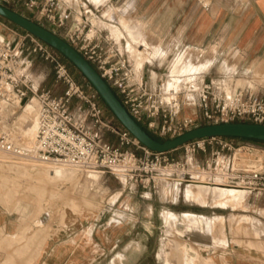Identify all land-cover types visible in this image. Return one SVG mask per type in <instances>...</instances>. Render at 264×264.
Here are the masks:
<instances>
[{"label":"built area","instance_id":"1","mask_svg":"<svg viewBox=\"0 0 264 264\" xmlns=\"http://www.w3.org/2000/svg\"><path fill=\"white\" fill-rule=\"evenodd\" d=\"M23 4L58 29L61 36L88 60L115 90L130 114L160 139H174L206 124L240 122L264 125V91L255 86H235L224 78L202 80L197 88L167 90L152 87L144 73L112 34L99 27L85 2L80 3L77 26L68 29L73 10L65 0H0ZM95 22V23H94ZM101 26V25H100ZM39 53L50 61L56 81L65 86L60 95L39 90L27 78L31 60ZM194 93L196 115L183 114L185 97ZM98 94H89L68 66L36 36L26 33L12 43L0 33V154L13 160L39 162L80 171L107 172L122 177L134 188H156L165 181L206 183L216 187H241L264 198V148L249 139L208 137L196 139L168 152L144 147L126 129L103 116ZM39 104L37 133L31 145L17 135V113L30 100ZM77 101V104H74ZM108 132L119 138L114 145ZM242 142H236V140ZM248 140V141H244ZM134 146L143 151L138 154ZM215 147V148H212ZM183 150V157L173 152ZM203 153L198 157V153Z\"/></svg>","mask_w":264,"mask_h":264},{"label":"rangeland","instance_id":"2","mask_svg":"<svg viewBox=\"0 0 264 264\" xmlns=\"http://www.w3.org/2000/svg\"><path fill=\"white\" fill-rule=\"evenodd\" d=\"M168 1L171 5L170 7L168 6ZM185 1L186 0H140L141 3L145 4V10L142 12L146 18V26H144L143 29L137 26L129 27L128 33L130 42L133 43L137 50L142 51L143 59L141 61L154 56V53L158 51V49L153 48L151 42L148 41V39L150 38L149 40H151V37L154 35V23L160 22L162 36H169L170 29L172 30L171 36L173 37L176 36L180 37V39H184L190 36L189 33L183 32L185 31V26L191 24V7L185 6ZM193 1L196 3L195 8L198 14L196 19H200V13L203 14L202 18L208 23L210 32L215 34L218 30V33H225L226 39H228L231 38L232 35L241 32L243 28V18L247 15V9L257 0ZM259 3L264 7V0H259ZM1 4L24 14L54 31L59 36H63L66 31L65 29H58L51 25L40 15L32 14L31 11L21 3L10 1L6 3L1 2ZM165 4L167 6L164 7ZM216 21L222 22L223 25H221V27H216L212 24L216 23ZM67 25L68 29H72L69 27V22ZM99 27L104 28L100 25ZM14 32L19 35L15 42L27 33V31L0 16V33L5 35L8 40L13 39ZM114 32L118 36L122 35L119 29H116ZM246 32H250V28H248ZM139 42H142V46L137 44ZM229 44L231 43L228 41L224 43L225 49L230 46ZM50 48L54 53L58 54L68 66L76 81L89 94L96 92L81 73L76 70L72 71V68L64 60L61 53L52 47ZM204 52L206 53L204 50L195 51L191 48H185L179 51L177 57L170 59L171 61L169 60V62H166L165 54V59H160V64H164L161 71L167 75L165 89H175L184 92L189 90V88L179 90L183 76L192 78L197 76L196 74L203 72L208 65L210 66L212 62L215 61L216 56L220 53V46L217 47L214 43L212 47H209L210 55L214 56L213 61L212 59H208L202 63H194V59H199L200 54L202 55ZM28 55L29 53L25 51L24 56ZM128 56L136 63L135 58H132L130 54H128ZM29 58L33 63L31 72L36 77H46V83L52 85V78L55 76L53 64L37 52L30 54ZM154 59L156 58L153 57L152 60L154 61ZM152 60L148 59L147 61ZM138 66L140 68L142 67V65ZM199 66L200 71L198 70ZM168 81H172V85L168 86ZM194 84L197 88L200 83L194 82ZM98 101L104 105V109H106V114H103V116L114 125L124 129L100 96ZM23 111V109L19 110L16 116V125L19 126L17 135H22L20 138L26 141V144H29L34 138V128L32 129L31 127V121L26 120L25 122L20 117ZM183 114L191 115L184 110ZM27 131L28 136L25 135ZM31 134L33 136H31ZM107 138L114 145L120 144L118 136L114 133L108 132ZM236 142H242V140L237 139ZM250 142L264 148L263 143L255 141ZM128 148L131 150H134L133 148L141 150L134 146ZM212 148L215 147L212 146ZM138 154H143V151L141 150V153ZM173 154L176 158H181L183 157V150H177L173 152ZM0 155V197H9L15 200L14 205L18 213L17 225L27 226L28 231L33 233V242L39 243V246L47 237L46 234L41 235L40 231H46L48 228L53 231V228L62 226L67 232L68 230L72 231L74 227L73 230L77 232L75 234L76 249H78L77 253H79L82 261L84 259L87 260L88 257L91 256V258L96 259L95 264H110L112 258L118 257L126 259L130 256V252L134 251L136 254L143 255L140 264H216V258L212 255L213 251L211 248H208V246L211 247L212 242H219V240H217V235L219 231H222L225 223L223 221V216L213 217L214 214L236 213L242 218L243 215L248 213V210L253 211L257 209L258 213L263 215L261 221L264 225V199L262 205H258L257 208L251 206L254 202V197H262L256 193L250 194L248 191H243L246 197L240 203H237L238 205L226 204L224 201L214 202L209 200L199 192L195 193L194 196L192 195L191 197L193 198H189L186 193L188 182L182 183L179 180H173L165 181L163 184L161 183L157 186L161 190L164 188L162 197L155 192L157 187L143 188L153 189L151 191L152 196L146 193V197H135L131 205L127 208L126 203L122 202L123 198L117 200V197L123 189L135 190L138 188L127 185L122 177L107 172L80 170H77L72 177L55 176L54 178L53 173L51 175L52 177L50 176L48 178L45 176L46 172L44 171L41 174L43 177L40 175L35 176L37 175L36 170L41 169L39 166L36 167L37 169H35V172L33 170V167H35L33 163L17 161L11 159L7 155ZM202 156L203 153H198V157ZM47 167L49 169L54 168L49 165H46V168ZM21 169L24 171L28 170L27 175L26 173H20L19 170ZM34 172L35 175H33ZM91 174H95L96 177H93ZM209 187L212 189L214 188L213 186ZM175 193L178 195L176 196ZM248 197H252L250 202L248 201ZM160 199H162L163 202H160ZM150 206H152L153 210L151 214L149 211ZM125 208L128 210H138L143 218L140 219L139 222H137L135 218H128L125 213H122ZM166 212H173L177 216L173 217V215L166 214ZM184 214H191V217L184 216ZM199 215H203L204 217H198ZM202 218L207 219L211 224L208 223V226H202ZM195 219H197V221H195ZM245 219L247 222L244 223V225H247L251 232L255 235L264 237V232L262 231L264 226L259 221L256 222V220ZM255 223L259 224L261 227L259 229L255 228ZM207 231H210L211 234L207 235ZM49 236H51V233H49ZM207 236H209L210 239L212 237L214 239L211 241L207 239ZM24 240V238L17 236L12 238L11 241L20 242ZM1 241L4 240L1 239ZM28 241H30V238ZM135 241H140L142 243L140 249L136 247ZM41 252V249H37L34 258H40ZM2 253L6 255L16 253L17 264H24V250H4ZM81 264L84 263L82 262Z\"/></svg>","mask_w":264,"mask_h":264},{"label":"crops","instance_id":"3","mask_svg":"<svg viewBox=\"0 0 264 264\" xmlns=\"http://www.w3.org/2000/svg\"><path fill=\"white\" fill-rule=\"evenodd\" d=\"M67 1L73 10L72 19L69 21V27L74 28L77 23L75 19H80L79 12L81 11L80 3L85 2L88 4L92 11L98 10L94 14V18L98 24L103 26L106 31H109L123 50L130 54L132 58H136L133 55V50L129 48L130 45L133 46L135 50L136 47L130 42V37L128 33V28L137 26L143 29L146 26V18L142 11L145 10V4L141 3L140 0H65ZM185 6L191 7V24L185 26V33H189V37L180 39V37L171 36L172 30H169V36H162L161 25L159 23L153 24V33L151 37V42L153 48H157L158 51L154 53V56L146 58V60L136 61L137 64L144 66V73L148 83L152 87H157L160 84L165 85L166 73L162 70L164 64H160V59H165L169 62L170 59L176 58L179 51L185 48H191L195 51H206L202 55L200 54L199 59H194V63H202L208 59H212L213 55L209 53V47L213 46L215 43L217 47L220 46V53L215 58L212 64L207 66L203 72L196 74L197 76L192 78H187L183 76V80L180 83V89L184 90L186 88L192 89L196 88L194 82L200 83L202 80L205 81H215L220 78H224L231 81L235 86H255L259 91H264V7L260 5L259 0L252 3L248 7L247 15L243 18V28L240 33L232 35L231 38L226 39L225 33L214 34L210 32L208 28V23L203 20V14L200 13V19H196L197 9L196 3L193 0H186ZM167 6L166 4L164 7ZM168 6L170 3L168 1ZM159 9V8H158ZM149 24V23H148ZM147 24V26H148ZM216 27H221L222 22L216 21L212 23ZM190 28V29H188ZM250 28V32H246ZM119 29L121 31V36H118L114 31ZM19 36L16 32L13 34V39H8V41L14 43ZM229 37V36H228ZM228 41L230 46L225 49L224 43ZM142 46V42L137 43ZM136 44V45H137ZM229 49V50H228ZM142 58V51L137 50ZM135 51V52H136ZM155 57L154 61L152 58ZM143 59V58H142ZM148 59L152 61H147ZM171 61V60H170ZM33 63L31 61V67L28 69L27 78L39 88V90H50L56 95H60L64 92L65 86L58 83L55 76L52 78V85L47 84L46 77H36L32 72ZM201 66V65H200ZM200 66L198 70L200 71ZM172 72V66H171ZM172 81H168V86L172 85ZM196 96L191 93L185 97L184 111L191 115L198 114V110L194 106ZM77 104V101H74ZM103 110V114L106 112L104 105L100 103ZM24 110V108H23ZM136 150L141 153V150ZM150 190V191H149ZM153 189H143L138 188L135 190L123 189L117 200L120 198L122 202L126 203L128 208L135 197H146V193L152 196ZM157 187L155 192L162 197V191ZM175 191V190H174ZM126 192V193H124ZM164 193V192H163ZM177 196V194L175 193ZM149 197V196H148ZM9 198V197H8ZM7 197H0V264H17L16 253H10L6 255L2 253L4 250H17L21 249L25 251L24 264H95L96 259L88 257L83 261L80 258L78 249H76V237L74 227L72 231H65V228L60 226L57 228L47 229L40 231V234H46L47 237L43 242L39 243L33 242V233L28 231L27 226H18L17 218L18 213L15 209L14 199H8ZM252 197H248L250 202ZM262 197H254L252 207L257 208L258 205L263 203ZM12 200V201H11ZM160 202H163L160 199ZM12 203V204H11ZM150 214L153 212L152 206L149 208ZM248 213L241 216L236 213H216L213 217L223 216L225 226L222 231L218 232L217 243H211L212 255L216 258V264H264V237L255 235L247 225H244L247 221L245 218L259 221L262 225L261 218L263 215L258 213L257 209L247 211ZM128 218H135L137 222L143 218L139 214L138 210L126 209L122 211ZM166 214H171L177 216L173 212H166ZM186 215V214H184ZM20 216V215H19ZM198 217H204L199 215ZM241 222V223H240ZM230 223V224H229ZM228 224V225H227ZM264 226V225H263ZM223 232V233H222ZM51 233V236H49ZM207 235L211 234L210 231L206 232ZM203 234V233H202ZM31 235V236H30ZM20 236L24 238V241L12 242V238ZM30 238V241L28 239ZM3 239L4 241H1ZM207 239H210L207 236ZM213 237L210 239L212 241ZM214 241V240H213ZM136 247L139 249L142 244L139 241H135ZM210 244V243H208ZM137 248V249H138ZM41 249L40 258H34L36 255L35 251ZM91 255V254H90ZM142 256L134 251L130 252V256L125 258L114 257L111 259L112 264H140L142 261ZM211 258V257H210ZM119 260V261H117ZM110 263V264H111Z\"/></svg>","mask_w":264,"mask_h":264},{"label":"water","instance_id":"4","mask_svg":"<svg viewBox=\"0 0 264 264\" xmlns=\"http://www.w3.org/2000/svg\"><path fill=\"white\" fill-rule=\"evenodd\" d=\"M0 16L36 36L69 60L98 93L123 128L144 147L152 151L168 152L176 150L190 141L208 137H234L264 141V125L240 122L206 124L193 128L174 139L160 140L130 114L115 90L93 65L61 36L1 3Z\"/></svg>","mask_w":264,"mask_h":264},{"label":"bare ground","instance_id":"5","mask_svg":"<svg viewBox=\"0 0 264 264\" xmlns=\"http://www.w3.org/2000/svg\"><path fill=\"white\" fill-rule=\"evenodd\" d=\"M131 49V51L133 50V55L136 57V61H139L142 60L141 56L139 55V53L136 51V49L134 50L133 49V46L130 45L129 47ZM136 51V52H135ZM137 66L139 64H136ZM138 68H140L138 66ZM142 68V67H141ZM140 68V69H141ZM24 111L22 112V114L20 115V117L26 122V120L28 121H31V127L32 129L34 128V138L36 136V133H37V122H36V116H37V113H38V109H39V104L37 102L36 99H32L30 100V102L27 104V105H24ZM34 116H35V119H34ZM19 127V126H18ZM25 135L28 136V131L25 132ZM31 134V136H33ZM34 138L32 140H34ZM33 141H31V143L27 144V145H31ZM1 156V155H0ZM5 157V156H4ZM9 157V156H8ZM4 159V158H3ZM4 161V160H3ZM22 162H25V161H22ZM21 163V162H20ZM29 163H33V165H35V167H33L34 171L35 169H37L36 167L39 166L41 169L39 170H36V174L35 175V172L33 175L35 176H42L41 174L44 172H46V175L48 178L54 173V178L55 176H61V177H72L73 175H75L76 171L78 169H75V168H71V167H54V168H51L49 169L48 167L46 168V165L48 164H44V163H39V162H29ZM28 163V164H29ZM41 165V166H40ZM51 166V165H49ZM53 167V166H52ZM32 168V167H31ZM30 168V169H31ZM17 169V168H16ZM20 173H28V170H19ZM31 174V173H30ZM25 175V174H24ZM49 175V176H48ZM93 177H96L95 174H91ZM31 176V175H30ZM43 177V176H42ZM52 177V176H51ZM180 183V182H178ZM163 184V183H162ZM187 190H186V193L188 194V197L189 198H193L191 197L192 195L194 196L195 193L199 192L201 194H203L205 197H207V199L209 200H212V201H224L226 204H237V203H240L243 199H245L246 197V194L243 192V191H247L241 187H216V186H213L214 188H210L209 184H206V183H197V182H192V181H188L187 183ZM209 185V186H208ZM206 186V187H205ZM179 189V188H178ZM178 195V194H177ZM238 205V204H237ZM184 216H188V217H191V214H188V215H184ZM174 217V215H173ZM193 220V219H192ZM194 221V220H193ZM195 221H197V219H195ZM257 222V221H256ZM208 220L207 219H203L201 220V224L202 226H208ZM211 224V223H210ZM255 225V228H260L261 226L257 223L254 224ZM207 228V227H206ZM209 229V228H208ZM263 232H264V228H262ZM139 244L141 245L142 243L139 241Z\"/></svg>","mask_w":264,"mask_h":264},{"label":"trees","instance_id":"6","mask_svg":"<svg viewBox=\"0 0 264 264\" xmlns=\"http://www.w3.org/2000/svg\"><path fill=\"white\" fill-rule=\"evenodd\" d=\"M62 55V54H61ZM63 56V55H62ZM64 60L68 63V65L72 68V71L76 70L78 71L79 73H81L71 62H69V60H67L64 56H63ZM122 127V126H121ZM160 139V138H159ZM246 139V138H244ZM160 140H163V139H160ZM251 141H255V142H259V143H263L264 144V141H261V140H255V139H249Z\"/></svg>","mask_w":264,"mask_h":264}]
</instances>
